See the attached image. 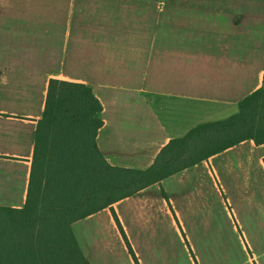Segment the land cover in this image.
<instances>
[{"label": "crops", "instance_id": "crops-1", "mask_svg": "<svg viewBox=\"0 0 264 264\" xmlns=\"http://www.w3.org/2000/svg\"><path fill=\"white\" fill-rule=\"evenodd\" d=\"M51 80L103 105L97 144L146 170L264 85V0H0V207L26 206ZM139 264H264V144L117 202ZM89 264H135L111 208L74 226Z\"/></svg>", "mask_w": 264, "mask_h": 264}, {"label": "trees", "instance_id": "trees-1", "mask_svg": "<svg viewBox=\"0 0 264 264\" xmlns=\"http://www.w3.org/2000/svg\"><path fill=\"white\" fill-rule=\"evenodd\" d=\"M104 108L91 87L51 80L23 209L0 207V264H89L73 225L234 146L264 144V85L227 120L172 140L146 170L114 167L97 144Z\"/></svg>", "mask_w": 264, "mask_h": 264}, {"label": "rangeland", "instance_id": "rangeland-1", "mask_svg": "<svg viewBox=\"0 0 264 264\" xmlns=\"http://www.w3.org/2000/svg\"><path fill=\"white\" fill-rule=\"evenodd\" d=\"M97 214V213H96ZM95 215V214H94ZM93 216V215H92ZM80 222V221H79ZM78 223V222H77ZM74 226H75V224L73 225V230H74ZM74 233H75V231H74ZM75 235H76V233H75ZM77 237V236H76ZM78 239V238H77ZM79 241V240H78ZM80 243V242H79ZM81 245V244H80ZM82 247V246H81ZM86 257V256H85ZM87 259V258H86ZM87 262H88V260H87Z\"/></svg>", "mask_w": 264, "mask_h": 264}]
</instances>
